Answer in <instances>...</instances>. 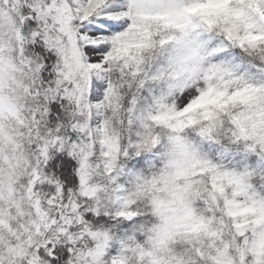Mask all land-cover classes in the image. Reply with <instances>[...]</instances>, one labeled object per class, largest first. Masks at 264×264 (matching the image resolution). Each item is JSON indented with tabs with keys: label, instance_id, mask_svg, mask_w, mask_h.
Returning <instances> with one entry per match:
<instances>
[{
	"label": "snow or ice",
	"instance_id": "obj_1",
	"mask_svg": "<svg viewBox=\"0 0 264 264\" xmlns=\"http://www.w3.org/2000/svg\"><path fill=\"white\" fill-rule=\"evenodd\" d=\"M0 264H264V0H0Z\"/></svg>",
	"mask_w": 264,
	"mask_h": 264
}]
</instances>
